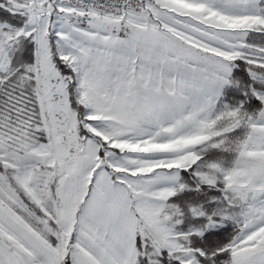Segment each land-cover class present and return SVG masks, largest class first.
Here are the masks:
<instances>
[{
  "label": "snow or ice",
  "instance_id": "1",
  "mask_svg": "<svg viewBox=\"0 0 264 264\" xmlns=\"http://www.w3.org/2000/svg\"><path fill=\"white\" fill-rule=\"evenodd\" d=\"M0 264H264V0H0Z\"/></svg>",
  "mask_w": 264,
  "mask_h": 264
}]
</instances>
